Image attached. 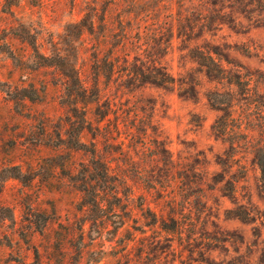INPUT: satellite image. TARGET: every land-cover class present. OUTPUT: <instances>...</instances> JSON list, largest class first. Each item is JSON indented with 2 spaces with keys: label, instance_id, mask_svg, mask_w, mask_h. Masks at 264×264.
Masks as SVG:
<instances>
[{
  "label": "rangeland",
  "instance_id": "rangeland-1",
  "mask_svg": "<svg viewBox=\"0 0 264 264\" xmlns=\"http://www.w3.org/2000/svg\"><path fill=\"white\" fill-rule=\"evenodd\" d=\"M133 1L119 0L115 7L109 0H0V264H128L122 253L134 256L141 241L166 235L159 221L150 224L155 213L168 223L174 216L232 232L230 241L218 248H202L209 264H262L264 188L259 169L245 145L237 148L228 173L216 163L231 137L223 140L212 130L219 111L207 94L221 84L199 71L197 52L214 44L231 71L246 66L264 72V0H219L216 5L211 4L214 0H168L171 6L160 2L161 18L174 16V35L162 61L176 79H194L195 96L181 95L177 85H145L129 96H116L114 83L104 84L108 67L100 62V80L106 87L101 100L116 105L98 121L97 108L104 106L95 99L88 60L94 39L79 36L76 23L93 7L97 37L102 30L98 17L105 13L110 32L98 47V58L102 61L110 53L113 60L115 16L125 11L139 18L157 2L142 0L133 7ZM147 23L133 18L132 33H142ZM191 25L194 30L189 32ZM70 64L78 66L85 79L83 101L66 86L71 82L63 71ZM82 116L92 129L80 133ZM140 118L149 122L146 135L133 129ZM97 124L101 133L95 130ZM260 133L255 126L250 137L237 138L257 140ZM92 134L101 155L120 159L127 153L133 162L127 167L126 184L117 189L122 220L109 209L100 212L84 205L73 181L90 167V154L69 146L90 148ZM67 155L71 163L62 164ZM140 168L142 175L137 173ZM30 170L38 173L33 181L26 185L17 179L20 171ZM233 180L232 190L226 181ZM100 215H105L103 222ZM169 253L163 264H207L196 260L198 254L190 257L181 251L177 242Z\"/></svg>",
  "mask_w": 264,
  "mask_h": 264
},
{
  "label": "trees",
  "instance_id": "trees-1",
  "mask_svg": "<svg viewBox=\"0 0 264 264\" xmlns=\"http://www.w3.org/2000/svg\"><path fill=\"white\" fill-rule=\"evenodd\" d=\"M167 1L157 0L156 4L155 2L153 4L155 9H152L153 11L151 12L147 11L139 18L138 15L131 17L129 14H124L130 13L125 11L115 16L114 23H116V28L113 31L114 35L112 34L114 36V48L113 51L111 50V54L113 53L114 55L113 60L109 58L110 53L107 56L108 58H104L102 61L98 58V47L102 42H105L110 32V24L105 18L106 14H100L98 17V20L101 21L98 25L102 27V30H100L97 37L95 36L96 32L94 28L96 15L93 7L85 10L84 15L76 23L79 29V36H83L84 34L91 35L94 39V48L90 54L92 60L91 58H88V60L93 69L92 80L95 99L98 103L102 101L101 106H104L103 110L100 109V104L99 108H97L99 111L98 121H102L108 117L112 105H116V101L114 100L113 102L101 100L106 87L102 86L100 80V62H103L104 66L108 67L105 70L106 83L104 84L108 86L110 82H113L116 96H129L136 89L145 85H155L162 88H174L177 85L181 95L195 96L197 84L194 79H176L162 61L174 35L173 13H170L165 18H161L158 12L160 2ZM216 2H219V0H214L211 4L216 5ZM110 4L117 7V4L120 3L119 0H109L108 5ZM141 4L142 0H134L131 5L134 7ZM170 4L171 2H169ZM179 15L181 16L179 18H182V20L187 19L186 16ZM133 18L136 20L142 19L150 23L146 24L145 30L142 33H140V30L132 33L131 20ZM188 29L189 32L194 30L192 25ZM186 33L187 31L184 32L185 35ZM197 57L199 59L197 64L201 66L199 71L209 79L221 84L220 87H216L207 94L208 100L219 111L218 116L211 125L212 130L216 136L223 140L231 137L228 141V149L224 151V155L218 156L216 163L222 167L224 173H228L235 164L236 160L234 157L237 148H241L243 145L249 146L252 150V160L259 169L260 186L264 188V72L252 70L246 66H241L237 71H231L230 68L224 65L225 58L221 50L214 44H206V48L204 46L202 52H197ZM68 66L70 68L67 71H63V74L70 80L71 84H67L66 86L73 95L80 97L83 101L86 97L85 90H87L85 79L78 66H71V64ZM122 113L121 107L119 113L115 112V117L118 118ZM80 119L85 123L81 125L80 133L84 129H92L86 117L82 116ZM138 121L139 123L137 124L132 123L133 129L138 127L136 130L137 134L146 135L149 122L141 118ZM255 126L260 128V134L262 135L260 139L239 140L237 138L238 135H245L243 138L250 137L249 134L254 132ZM95 130L101 133L98 124ZM95 137L96 134H92V140L89 142L90 148L86 144L69 146L72 149L82 150L90 154V167L83 169L81 176L74 178L73 181L78 183L77 189L83 194L84 205L87 204L89 208H95L100 212H105L109 209L114 216H118L122 220L123 216L117 211L124 208H122V204H117L119 201L117 189L119 185L124 186L126 184L127 167L132 166L133 164L131 163L133 162H130L131 160L127 157V153L123 154L120 152L122 153L120 154V159L108 158L101 155L95 144ZM161 147L162 151H165V148ZM154 155L156 156V153ZM71 161V156L67 155L63 158L62 164L68 165ZM113 161L116 162L115 168L112 166ZM141 169L137 172L139 175L143 174ZM36 175L38 173H33L32 170L29 173L20 171L17 179L27 185L35 179ZM165 179L164 177L162 178V180ZM226 183L232 186L233 190L236 180H233V182L226 181ZM111 199H116V202H112ZM103 217L100 215L99 220L102 222L104 220ZM152 217L150 224H155L159 221L160 229L162 232H166V235L152 240L141 241L140 246L137 247L138 252L134 256H130V252L122 253L121 257L125 260V263L163 264L162 260L170 254V251H174V242H177L181 251H188L190 257L198 254L200 259L197 258L196 260L209 264V260L204 255L203 250L218 248L224 242L230 241V235L233 234L221 229L217 224H212L213 226L210 228L201 222L192 221L188 224L174 216H169L171 223H168L162 217V214L160 217H157L155 213L152 214ZM47 223L48 221L46 220L44 225ZM188 230L192 232L183 236ZM261 263L264 264V257L261 259Z\"/></svg>",
  "mask_w": 264,
  "mask_h": 264
}]
</instances>
